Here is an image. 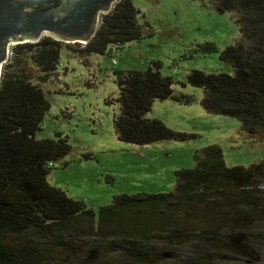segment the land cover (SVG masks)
Listing matches in <instances>:
<instances>
[{
  "label": "trees",
  "instance_id": "1",
  "mask_svg": "<svg viewBox=\"0 0 264 264\" xmlns=\"http://www.w3.org/2000/svg\"><path fill=\"white\" fill-rule=\"evenodd\" d=\"M212 2L216 9L232 11L238 25L240 41L220 56L233 68V75L192 71L188 81L203 90L200 104L207 113L237 119L248 135H264V0ZM137 13L131 0H118L86 45L66 49L82 57L102 55L109 45L139 40ZM61 48L60 42L46 36L37 43L14 45L1 71L0 264H37L52 256L47 247L32 259L21 245L7 244L8 234L38 236L64 252H80L84 241L93 242L87 250L90 254L104 258L112 253L104 264H156L166 257L171 264H215L224 254L241 255L248 247V230L222 213L216 200L226 198L227 187H243L238 192L240 202L256 211L259 204L251 188L264 181V158L247 168H226L219 148L208 147L194 155V168L175 172L172 191L114 197L110 206L99 208L96 223L93 210L46 182L49 163L66 156L70 146L60 134L53 139L34 138L49 103L31 83L25 62L31 60L44 82L55 70ZM115 76L120 107L113 125L119 141L146 145L185 137L161 121L144 118L154 100H180L158 63L145 71H118ZM200 223L202 229L197 228ZM181 246L189 253L178 252Z\"/></svg>",
  "mask_w": 264,
  "mask_h": 264
},
{
  "label": "rangeland",
  "instance_id": "2",
  "mask_svg": "<svg viewBox=\"0 0 264 264\" xmlns=\"http://www.w3.org/2000/svg\"><path fill=\"white\" fill-rule=\"evenodd\" d=\"M212 1L131 0L138 12L135 21L142 29L139 40L109 45L102 55L84 57L58 41L62 48L55 70L44 82L39 80L43 74L26 59L31 83L49 103L34 138L53 139L60 134L70 146L66 156L51 163L46 182L93 210L95 223L99 208L110 206L114 197L172 191L175 172L194 168V155L208 147L219 148L226 168H247L264 158V135H248L237 119L207 113L200 104L203 90L188 81L192 71L233 75V68L220 56L240 41L238 25L232 11L216 9ZM152 63H158L161 75L171 79L173 94L180 100H154L144 118L161 121L185 137L146 145L121 142L113 125L120 107L115 73L145 71ZM186 98L189 103L184 102ZM257 182L251 188L259 204L256 211L240 202L238 192L243 187H227L226 198L216 200L222 213L235 217L236 226L248 230L249 241L241 255L224 254L215 264H264V181ZM198 225L203 228L202 223ZM84 242L80 252H64L38 236L7 235V244L21 245L32 259L49 247L50 259L42 257L37 264H104L111 260L112 253L104 258L90 254L87 250L93 242ZM178 250L189 253L186 246ZM156 264H171V260L166 257Z\"/></svg>",
  "mask_w": 264,
  "mask_h": 264
},
{
  "label": "water",
  "instance_id": "3",
  "mask_svg": "<svg viewBox=\"0 0 264 264\" xmlns=\"http://www.w3.org/2000/svg\"><path fill=\"white\" fill-rule=\"evenodd\" d=\"M117 0H0V76L10 45L43 36L80 48L95 35L99 18Z\"/></svg>",
  "mask_w": 264,
  "mask_h": 264
},
{
  "label": "built area",
  "instance_id": "4",
  "mask_svg": "<svg viewBox=\"0 0 264 264\" xmlns=\"http://www.w3.org/2000/svg\"><path fill=\"white\" fill-rule=\"evenodd\" d=\"M117 2H118V0L116 1V3H117ZM116 3H115V4H116ZM114 6H115V5H114ZM113 8H114V7H113ZM113 8H112V10H113ZM112 10H111V11H112ZM111 11H110V12H111ZM110 12H109V13H110ZM101 18H102V17L99 18V23H98V24L101 23ZM98 27H99V26H98ZM13 46H14V45H12V46L8 49V58H7V61L9 60L10 56L12 55L11 48H12ZM7 61H6V63H7ZM6 63H5V64H6ZM51 165H52V164L49 163L48 167H51Z\"/></svg>",
  "mask_w": 264,
  "mask_h": 264
}]
</instances>
